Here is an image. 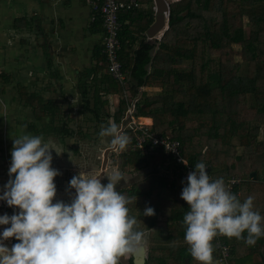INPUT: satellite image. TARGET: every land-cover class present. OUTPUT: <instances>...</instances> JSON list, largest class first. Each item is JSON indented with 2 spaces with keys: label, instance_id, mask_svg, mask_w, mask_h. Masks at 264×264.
<instances>
[{
  "label": "trees",
  "instance_id": "obj_1",
  "mask_svg": "<svg viewBox=\"0 0 264 264\" xmlns=\"http://www.w3.org/2000/svg\"><path fill=\"white\" fill-rule=\"evenodd\" d=\"M138 1V7L119 13L120 60L130 80L131 95H140L136 116L151 117L156 132L178 139L184 156L194 165L208 162L214 180L222 177L226 183L232 176L241 177L233 194L241 202L254 197V210L264 216V199L256 194V188L264 187V0H173L168 27L159 39L148 38L147 34L155 21V11L148 5L154 0ZM96 20L102 29L101 18L97 16ZM102 49L103 45L99 46L96 56L106 68ZM11 79V73L0 71V82L9 84ZM102 83L109 86L106 93L122 95L115 113L106 110L108 101L101 100L99 90L94 91L90 107L88 86L94 85H88V81L81 87L85 107L92 108L96 122L107 126L112 118L119 126L127 106L122 87L107 70ZM142 87L160 90L150 94ZM19 91L36 119L46 122L45 131H59L63 142L64 136L72 134L67 123L53 125L54 117L62 115L52 98L44 100L22 85ZM30 127L39 130L36 125ZM124 133L131 142L122 155L121 170L147 174L116 190L137 198L127 205L131 216L137 212L133 216L138 222L137 230L165 231L162 235L158 231L152 238L155 242L145 264H198L184 243L183 217L190 210L181 199L186 183L180 178L160 176L159 168L170 159L162 148L142 155L139 149L132 148V129L125 128ZM253 172L260 173L261 178L253 180ZM239 190L241 195H237ZM146 207L153 208L155 215L144 216ZM139 222L145 227L140 228ZM158 237L161 242L156 240ZM223 239L230 247L229 264H264V237L255 246L235 238ZM14 242L18 241L14 238ZM213 255L215 259L216 250ZM127 260V264H134L133 256ZM119 264L125 263L120 259Z\"/></svg>",
  "mask_w": 264,
  "mask_h": 264
},
{
  "label": "clouds",
  "instance_id": "obj_2",
  "mask_svg": "<svg viewBox=\"0 0 264 264\" xmlns=\"http://www.w3.org/2000/svg\"><path fill=\"white\" fill-rule=\"evenodd\" d=\"M99 136L111 137L108 146L119 151L131 142L114 122L101 125ZM53 151L63 153L40 135L13 139L9 180L0 200L19 212L0 216V225H10L0 233V264H119L135 256L145 234L127 207L137 198L116 190L124 180L119 168H111L107 184L81 171L69 182L75 190L71 203H54V178L60 172L52 167ZM181 199L190 209L183 217L184 240L198 264H215L213 242L219 236L248 246L264 237V216L254 210V197L241 202L222 177L212 180L203 162L188 174ZM143 215H155L154 209L146 207ZM9 238L18 241L11 248L3 243Z\"/></svg>",
  "mask_w": 264,
  "mask_h": 264
},
{
  "label": "crops",
  "instance_id": "obj_3",
  "mask_svg": "<svg viewBox=\"0 0 264 264\" xmlns=\"http://www.w3.org/2000/svg\"><path fill=\"white\" fill-rule=\"evenodd\" d=\"M148 5L152 6L156 16L155 0ZM94 14L96 12L89 0H0V66L3 70L10 66L8 72L12 77L9 84L0 82V93L10 86L11 102L16 100L15 105H26L19 91L20 85L44 100L55 97L58 99L57 102L54 99L55 103H64L62 109L59 106L63 117L66 115L63 112L65 105L71 111L72 107L76 109L72 111L73 115L68 113L67 116L76 121L93 115L92 108L85 107L87 101L81 94L83 83L88 81V85H94V88L87 85L91 91L90 107L94 104V91L99 90L101 100L108 101L106 110L114 114L122 95L105 92L109 87L102 83L106 68L96 56V50L103 44L104 31L96 25L98 15L92 21ZM165 29L153 38H161ZM141 90L151 94L160 89L142 87ZM128 95L134 96L129 90ZM27 107L31 109L29 113L33 119L40 124L32 108ZM74 116L78 117L75 119ZM139 118L143 123L153 125L151 117ZM255 173L254 177L251 175L252 179L259 180L260 173ZM263 188H256V194L264 199ZM239 192L241 195V190ZM14 213L17 212L11 210L10 214ZM9 242L13 245V240ZM214 261L220 263L218 253Z\"/></svg>",
  "mask_w": 264,
  "mask_h": 264
},
{
  "label": "rangeland",
  "instance_id": "obj_4",
  "mask_svg": "<svg viewBox=\"0 0 264 264\" xmlns=\"http://www.w3.org/2000/svg\"><path fill=\"white\" fill-rule=\"evenodd\" d=\"M173 0H167L170 2ZM8 57V56H7ZM7 66V64H6ZM6 71L10 70V66L4 68ZM3 70L0 66V71ZM11 88L7 86L0 93V195H3L5 188L4 186L7 184L9 180V168L11 164V149L13 147V139L18 138L23 134H31V135H40L44 138V141H52V143L59 149L63 151L60 155H57L55 151L52 152L53 160L52 167L57 169L60 172V175L54 178V182L57 188V194L54 199V203L57 201H62L65 204H70L72 199L75 196V190L69 187V182L73 176L78 175L81 171L85 172L89 177H98L103 179L102 183L107 184L108 181L106 176L110 173L112 167H118L121 173L123 174L124 180L122 179L117 185L116 189L119 187L130 186L133 181H136L139 178H142L147 173H130L126 170H121V164L123 162V151L113 150L109 154V161L107 169L104 174H102V160L104 149L109 147V142L111 137L101 138L99 136V132L101 130V125L104 123H99L93 120V116H89L88 118H78L76 121H69L67 119L68 113L69 115H73V110H76L72 107V111L69 109L68 105H65L63 110L66 115H62L61 118L57 116L54 117L53 125L60 127L62 124H68L69 129L72 130V134H67L64 136V142L62 141L63 136H61L60 132L57 130L54 131H45L46 122L41 121L42 124H38L32 115H30L29 111L31 109L27 107L28 105H24L23 103L15 105V101L11 102ZM57 102V98L53 97ZM54 100V101H55ZM11 102V103H10ZM57 104V103H56ZM60 108H63L64 103L57 104ZM116 105V102L113 104ZM81 106V105H80ZM108 106V105H107ZM77 109L79 108L77 105L75 106ZM71 111V113L69 112ZM77 118L78 116H74L73 118ZM75 118V119H76ZM128 121V120H127ZM127 121L123 119L119 124V128H123V126L127 125ZM113 122V119L110 118V123ZM38 125L39 130L36 131L32 129L30 126ZM42 127V128H41ZM37 129V128H36ZM15 178L14 176L12 177ZM2 201V200H1ZM0 216L7 214L11 216V210L14 212H19L18 208L9 207L6 201L0 202ZM141 209V208H140ZM133 216H137V212L132 214ZM159 219H164L163 216H159ZM140 223V222H139ZM6 227H10V225H0V233ZM145 225L140 223V228H144ZM162 235L165 231L158 228H154L148 231H144V243L146 245V256L150 249L152 242H155L152 238L157 236V232ZM158 237L156 240L161 242L162 240ZM13 238H9L3 243L11 248L12 245L9 241L12 242ZM6 242V243H5ZM185 243V242H184ZM128 259V258H127ZM125 258H121L122 262L127 264L128 260ZM215 264H220L216 262Z\"/></svg>",
  "mask_w": 264,
  "mask_h": 264
},
{
  "label": "built area",
  "instance_id": "obj_5",
  "mask_svg": "<svg viewBox=\"0 0 264 264\" xmlns=\"http://www.w3.org/2000/svg\"><path fill=\"white\" fill-rule=\"evenodd\" d=\"M89 2L96 12L92 17V21L96 19V15L102 20V26L104 28L102 51L107 62L106 70L109 75L120 84L123 89L124 98L127 101L124 120H128V123L126 126H123V129L130 128L135 134V141L132 148L139 149L142 155H151L155 152L157 147L162 148L165 155L170 159L163 167L161 166L159 168L160 176L169 180L180 178L187 184V176L190 172L195 170V165L184 156L181 142L178 139L172 138L170 135H162L156 132L150 124L143 123L135 114L136 103L140 95H135L133 97L128 95L130 80L120 60V30L122 23L119 20V13L138 7L139 1L89 0ZM183 159L188 163L187 166L181 162ZM203 163L206 165L208 175L213 180L211 165L205 161H203ZM242 180L243 179L239 176H232L228 178L226 185L229 190L234 193V189L236 186L240 185ZM239 194L240 192L237 191V195ZM215 249L219 254L220 264H228L230 247L223 239V236L216 238Z\"/></svg>",
  "mask_w": 264,
  "mask_h": 264
},
{
  "label": "water",
  "instance_id": "obj_6",
  "mask_svg": "<svg viewBox=\"0 0 264 264\" xmlns=\"http://www.w3.org/2000/svg\"><path fill=\"white\" fill-rule=\"evenodd\" d=\"M155 2L157 6L155 21L147 30V34L151 38L156 37L160 32H162L165 28L168 27V16L170 12V4L166 0H155ZM120 129L124 132L123 128ZM113 150L115 149H112L110 147L104 149L102 166H101L102 174H104L105 170L107 169L109 154ZM251 175L254 177L256 173L253 172ZM133 257H134V264H145L146 246L144 242L141 245L139 252Z\"/></svg>",
  "mask_w": 264,
  "mask_h": 264
},
{
  "label": "flooded vegetation",
  "instance_id": "obj_7",
  "mask_svg": "<svg viewBox=\"0 0 264 264\" xmlns=\"http://www.w3.org/2000/svg\"><path fill=\"white\" fill-rule=\"evenodd\" d=\"M13 244H15V242H14V238H13Z\"/></svg>",
  "mask_w": 264,
  "mask_h": 264
}]
</instances>
